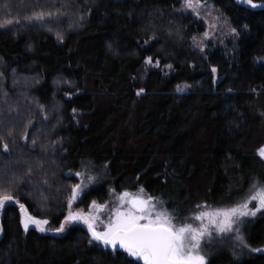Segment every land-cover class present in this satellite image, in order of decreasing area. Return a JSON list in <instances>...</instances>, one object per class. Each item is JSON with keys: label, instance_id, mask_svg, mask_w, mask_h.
<instances>
[{"label": "trees", "instance_id": "1", "mask_svg": "<svg viewBox=\"0 0 264 264\" xmlns=\"http://www.w3.org/2000/svg\"><path fill=\"white\" fill-rule=\"evenodd\" d=\"M200 1L237 30L204 50L195 41L206 25L184 12V0H0V194L56 229L76 182L69 173L86 160L110 179L84 195L83 207L104 200L109 186L142 185L185 214L264 182L253 146L261 123L254 101L264 108V8ZM88 75L111 106L96 107ZM128 123L139 151L115 139ZM1 225L0 264H142L90 244L82 226L25 231L16 204L5 206ZM246 232L251 246H264V211ZM208 264H264V253L220 250Z\"/></svg>", "mask_w": 264, "mask_h": 264}, {"label": "snow or ice", "instance_id": "2", "mask_svg": "<svg viewBox=\"0 0 264 264\" xmlns=\"http://www.w3.org/2000/svg\"><path fill=\"white\" fill-rule=\"evenodd\" d=\"M243 6L250 8H264V3H256L254 0H237ZM199 0H185V6L188 9L196 10ZM198 14V13H197ZM52 16V13H47ZM45 13H36L34 19L43 20ZM31 20L33 17H28ZM13 21H6V24H12ZM236 33L237 30L232 28ZM57 36L62 39L60 33ZM207 36V33H205ZM146 63H152V57L146 58ZM159 64V61H156ZM169 67H171L169 65ZM216 71L215 68L212 69ZM178 91L182 90L180 88ZM141 92L143 89L140 90ZM139 94V93H138ZM6 95V94H5ZM75 112V109H73ZM27 139V137H24ZM5 151L8 150L7 142L2 143ZM259 155L264 157V148L259 150ZM82 176V173H76ZM94 180L95 177H88ZM82 191V185L73 186L72 196L68 203L71 206L72 200L76 199ZM114 191V190H113ZM253 201L258 202L253 208L249 204ZM6 202L19 203L11 195L0 194V208L5 206ZM23 213V227L25 231L30 225L36 226L41 232L56 231L63 232L66 225L82 222L87 225L91 233L89 243L99 242L105 248L115 250L117 246L124 249L129 255L143 260L144 264H205V257L200 252L201 242L207 236L211 238L212 230L219 233L232 232L233 226L243 222V218L255 216L257 212L264 209V185L258 181L254 182L249 189V194L240 202L230 207L215 208L206 211H199L185 219H193L199 222L198 226L192 223H175L177 219V210L169 212L164 206L162 200H158L150 195H146L143 188H140L135 194L123 192L117 197L116 206L111 210L112 215L109 222L105 225L104 231H97L96 221L98 217L90 212L87 214L69 211L64 217V222L56 229H46L44 226L49 223L47 219H37L31 215L23 204L19 205ZM93 209H103L105 205H97L92 202ZM198 209L201 205L196 206ZM237 239L244 243V238L239 235L238 228ZM264 249H252V251H262Z\"/></svg>", "mask_w": 264, "mask_h": 264}, {"label": "rangeland", "instance_id": "3", "mask_svg": "<svg viewBox=\"0 0 264 264\" xmlns=\"http://www.w3.org/2000/svg\"><path fill=\"white\" fill-rule=\"evenodd\" d=\"M194 2H196V0H194ZM183 10L186 13L192 14L194 18H196L200 21H203L206 25V32L205 33H207V36H205V33H204L202 36H200V38L196 39V41H195L196 47L201 49V50H204V48L208 42L215 41V42L223 43L233 34V32L231 31L232 28L230 27V24L227 21V19L211 3H207V2H203V1L199 0L198 7L196 8V10H192V9L186 8L185 0H184ZM86 87H87L88 92H90L91 94H93L95 96V102H96L97 108L109 107L113 104V98L108 93L95 88V78L93 76H90V75L87 76ZM253 109H254L255 114L261 118V123L259 124V126L257 128V132H256V136L254 139L253 146H254L255 153L258 156V158L261 161H264V157L259 155V150L261 148H264V108H263L262 102L259 98H257L254 101ZM89 117H90L89 115L85 114V115H82L80 118H81L82 122H85L89 119ZM115 139L121 143L124 141H127L128 143H130V146L132 147V149L134 151H139L140 148L142 147V142L136 141L133 138V132H132L130 123L124 125L117 132ZM76 173H82V176H77ZM69 174L71 176H73L76 180V182L73 186H75L77 184H81L82 185V191L78 194L76 199L72 200L70 207H69V203H68V207L65 210V216L68 214L69 211H72L73 213L81 212L84 214L92 212L98 217V219L96 221L97 231H104L105 230V225L109 222L111 215H112L111 210L116 206L117 197L125 191L135 194L140 188H143L146 195H150V196H152L158 200H162L164 202V206L169 210V212H172L168 208V206H167V204L163 198H161L160 196L151 194L142 185L138 186L135 190H124V191H120L113 186H109L107 188V196L104 200H102V201L94 200V201H96L97 205H105L106 207H104L103 209H93V207H92L93 201L90 202L88 204V206L83 207L82 205H80V203L83 201L84 195L91 190L98 189L106 180L110 179L109 172L106 168H100V169L96 168L91 161L86 160L80 164L78 169L70 171ZM89 176L95 177V179L89 180L88 179ZM257 181L261 185H264V182H261L258 179H255L252 182V184L254 182H257ZM72 189H73V187H72ZM249 189H250V187H249ZM249 189L243 195L239 196L235 200L224 203V204H209L206 202H201L198 204V205L202 206L199 209L196 207L197 205H195L190 210H188L185 214H179L178 213L177 219L175 220V223H177V224L192 223L194 226H198L199 225L198 221H195L193 219H185V218L190 217L194 214H197L199 211H206V210H211V209H215V208L230 207V206L234 205L235 203L240 202L243 198H245L249 194ZM71 196H72V192H71L70 197ZM257 203L258 202L253 201L249 204V207L253 208L257 205ZM8 204H16L19 207V205L21 203L20 202L19 203L6 202L5 206ZM5 206L3 208H0V239L3 236V228L1 225V220L3 217V210H4ZM19 210H20V207H19ZM262 211H264V209L257 212L255 216H249V217L243 218L242 223H239L238 225L233 226L234 230L232 232L219 233L213 229L211 238L206 236L204 238V240L201 242L200 252L205 257V264H208V261L210 260V258L216 252H218L220 250H229L235 256H238V257L239 256H246V255H252V254H256V253H264V250L252 251V249H257V248L264 249V246L263 247L251 246L248 242L247 232H246V228H247V225L249 224V222L252 219L256 218ZM20 214H21V222H22L23 213L21 212V210H20ZM37 219H47L49 221V223L47 225H45L44 227L46 229H53L51 222L48 218H37ZM63 222H64V220H63ZM22 225H23V223H22ZM72 226H82L88 230L87 225L83 224L82 222H77V223H73L70 225H66L65 230L63 232L44 231L43 233L47 232V233H54L55 235H61V234L66 233L70 229V227H72ZM237 228L239 230V235L244 238V243H241V241L237 239V231H236ZM30 229H36V230L40 231L34 225H30L28 230H30ZM90 235H91V233H90ZM93 243L96 245L104 247L103 245H101L97 241H93ZM107 249L112 250L110 247ZM117 250L125 251L124 249L120 248L119 246H117V248L115 250H112V251H117ZM131 257L136 259L137 261L141 262L142 264H144L142 259L137 258V257H133V256H131Z\"/></svg>", "mask_w": 264, "mask_h": 264}]
</instances>
